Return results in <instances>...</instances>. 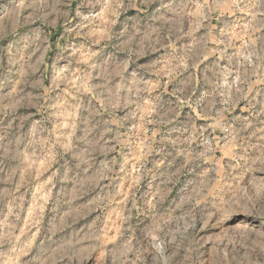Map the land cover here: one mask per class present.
Instances as JSON below:
<instances>
[{"label":"rangeland","instance_id":"374dc122","mask_svg":"<svg viewBox=\"0 0 264 264\" xmlns=\"http://www.w3.org/2000/svg\"><path fill=\"white\" fill-rule=\"evenodd\" d=\"M0 264H264V0H0Z\"/></svg>","mask_w":264,"mask_h":264}]
</instances>
